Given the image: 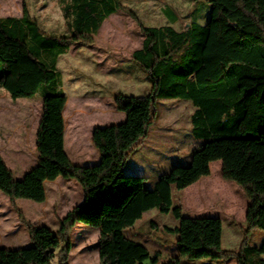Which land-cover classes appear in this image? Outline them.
Listing matches in <instances>:
<instances>
[{
  "label": "trees",
  "instance_id": "trees-1",
  "mask_svg": "<svg viewBox=\"0 0 264 264\" xmlns=\"http://www.w3.org/2000/svg\"><path fill=\"white\" fill-rule=\"evenodd\" d=\"M62 33L48 32L27 10L21 17H0V89L14 101L42 98L36 136L38 163L16 180L0 155V192L17 199L46 201V181L76 180L84 202L60 221L56 232L34 226L19 212L31 245L0 247V264H67L70 234L77 223L99 230V264H159L160 253L125 235L144 213L157 209L179 220L175 228L178 255L165 264H264V241L253 246L255 231H264V0H205V24L193 19L183 30L146 27L141 49L131 61L146 76L150 91L135 96L118 93L115 107L126 115L118 124L94 129L92 142L100 161L74 164L65 151L58 60L74 45H90L103 23L124 9L122 0H59ZM168 22L179 18L167 9ZM209 13V14H208ZM202 17V18H203ZM162 100L190 101L191 136L202 141L188 166L176 165L151 186L147 177L125 173L132 155L142 147ZM221 162V176L244 192L247 210L238 250L223 248L219 217H186L174 204L173 188L183 191L211 175L210 164ZM158 227L156 222H151ZM58 251V252H57Z\"/></svg>",
  "mask_w": 264,
  "mask_h": 264
},
{
  "label": "rangeland",
  "instance_id": "rangeland-1",
  "mask_svg": "<svg viewBox=\"0 0 264 264\" xmlns=\"http://www.w3.org/2000/svg\"><path fill=\"white\" fill-rule=\"evenodd\" d=\"M124 9L110 16L90 45H74L70 52L58 61L64 91L69 95L65 109V146L69 154L80 162H94L98 152L92 142L94 126L117 124L125 114L115 107L118 93L142 96L150 91L146 76L132 63L134 50L142 47L143 36L139 23L146 27L166 25L165 11L172 9L179 17L174 26L181 31L193 19L205 24L204 15L209 12L205 0H122ZM37 19L48 32L62 33L64 20L59 0H0V17H21L23 11ZM209 14V13H208ZM203 17V18H202ZM194 106L190 101L162 100L158 115L144 144L130 158L125 173L142 174L151 186L160 175L176 165L188 166L195 150L202 141L191 136V116ZM42 114V98L11 99L5 90H0V152L8 162L15 160L20 151L28 163L37 159L36 136ZM7 164V163H6ZM220 162L212 166V179L178 191L173 188L174 204H181L186 217H221L223 221L222 245L227 250H238L243 239L240 224L228 211L227 196L238 195L229 186L235 184L221 176ZM7 166L20 180L25 169L12 164ZM48 185L47 200L36 203L17 199L13 205L0 192V247L20 249L31 245L27 229L20 220L19 212L34 226H45L56 232L60 221L74 207L84 202L83 190L76 180L59 179ZM64 180V181H63ZM236 185V184H235ZM244 198V192L236 185ZM230 198V197H229ZM247 200V199H246ZM234 213L242 214L238 207ZM159 226L153 227L151 222ZM179 220L171 214L154 209L144 213L134 226L125 230V235L147 247L153 255L160 253L159 264L172 261L178 255L177 237L167 231L175 228ZM99 230L77 223L71 231L72 244L67 264H99ZM264 241V231L253 232L250 243L259 246ZM58 252V251H57ZM208 259L192 261L205 264ZM53 264H58L56 259ZM227 264H236L235 260Z\"/></svg>",
  "mask_w": 264,
  "mask_h": 264
},
{
  "label": "crops",
  "instance_id": "crops-1",
  "mask_svg": "<svg viewBox=\"0 0 264 264\" xmlns=\"http://www.w3.org/2000/svg\"><path fill=\"white\" fill-rule=\"evenodd\" d=\"M165 13V16H166V19H167V22H168V20L170 19V16L166 13V11L164 12ZM179 18V17H178ZM196 20V19H195ZM179 21V20H178ZM105 24V22L103 23V25ZM177 23H175V24H170L169 22L166 24V25H164V26H172L174 29H175V25H176ZM103 25H102V27H103ZM101 27V28H102ZM101 30V29H100ZM176 30V29H175ZM178 31V30H177ZM72 48H70V50H71ZM139 49H141V48H138V49H136V50H134L133 51V53L135 52V51H137V50H139ZM70 52V51H69ZM68 52V53H69ZM132 53V54H133ZM60 60V59H59ZM58 60V61H59ZM57 65H58V63H57ZM58 69V68H57ZM60 73V72H59ZM60 75H61V73H60ZM61 77V79H60V85H61V89L63 90V92L65 93V95L66 96H68L69 97V95H68V93L66 92V91H64V86H63V84H62V75L60 76ZM0 90H2V89H0ZM67 105H68V100L66 101V104H65V107H64V109H63V118H64V123H65V131H66V120H65V109L67 108ZM125 116V119H126V115H124ZM124 119V120H125ZM123 122V121H122ZM121 123V122H120ZM118 124V123H117ZM112 125V124H111ZM109 126V125H108ZM97 127H106V126H94L93 128H92V132H91V136H92V138H93V132H94V129L95 128H97ZM38 129V128H37ZM97 150V149H96ZM65 151H66V153H67V155H68V157L70 158V160L74 163V164H76V165H80V166H91V165H95V164H97L99 161H100V153L98 152V150H97V152H98V158H97V160L96 161H94V162H80V161H77V160H75L74 158H72V156L69 154V152L67 151V149H66V146H65ZM19 153V155H16V158H15V160H13V161H11V162H8L6 159H5V157L3 156V154L0 152V155L3 157V159L5 160V162L7 163V164H12V162L16 165V167H22L23 168V170L25 169V173H23V175H22V177L20 178V179H22L25 175H26V173L27 172H29L33 167H35L36 165H37V163H38V156H37V159H36V162H35V164L34 165H32L31 167H28V163L26 162V160H25V156H24V154H22L20 151H18L16 154H18ZM217 162H219V161H217ZM217 162H212L211 164H210V168L212 169V166H214L215 165V163H217ZM218 166H220V169H221V162H220V165H218ZM169 172V171H168ZM167 173V172H166ZM133 174H137V173H133ZM163 174H165V173H163ZM162 174V175H163ZM138 175H142V174H138ZM211 175H212V170H211ZM211 175L210 176H208V177H203V178H201L197 183H195V184H193L192 186H190V187H188L187 189H189V188H191V187H193V186H195L196 184H199V183H201V182H207L208 180H210V179H212V177H211ZM142 176H144V175H142ZM161 176V175H160ZM159 176V177H160ZM59 179H63V178H61V177H59V178H57L55 181H46L45 182V184H44V186H45V190H46V200H47V187H48V185H55L57 182H59V181H62V180H59ZM66 180H69V179H65V182H66ZM64 181V180H63ZM227 181V180H226ZM221 183L222 184H224L225 186L227 185V186H229L231 189H233L234 190V192L236 193V194H238L237 196L236 195H233V197H231V196H227V199H228V204H227V207L229 208V207H232L233 209H231V210H228L232 215H233V217L235 218V219H237V220H245V217H246V210H247V200H246V198H244L243 196H242V194L240 193V190H239V188L235 185V184H231V183H227V182H224L223 180H221ZM234 183V182H233ZM230 197V198H229ZM46 202V201H45ZM234 207H238V210L240 211H242V214H235L234 213ZM184 212V211H183ZM219 217V216H218ZM219 218H221V217H219Z\"/></svg>",
  "mask_w": 264,
  "mask_h": 264
}]
</instances>
